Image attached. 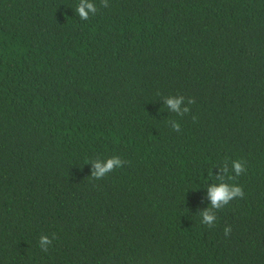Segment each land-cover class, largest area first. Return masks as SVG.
<instances>
[{
    "label": "trees",
    "instance_id": "trees-1",
    "mask_svg": "<svg viewBox=\"0 0 264 264\" xmlns=\"http://www.w3.org/2000/svg\"><path fill=\"white\" fill-rule=\"evenodd\" d=\"M92 2L0 0V264H264V0Z\"/></svg>",
    "mask_w": 264,
    "mask_h": 264
},
{
    "label": "clouds",
    "instance_id": "clouds-1",
    "mask_svg": "<svg viewBox=\"0 0 264 264\" xmlns=\"http://www.w3.org/2000/svg\"><path fill=\"white\" fill-rule=\"evenodd\" d=\"M102 7H109L108 0H101ZM76 13L79 15L81 20L87 21L90 15H95L97 13V7L92 0H79V3L76 7ZM165 103L168 109L172 112H175L178 116L183 117L185 114L190 113L191 109L188 105L195 103L194 98H187L185 103L184 96H168L164 97ZM196 117H193L195 120ZM169 124L172 127V130L175 132L181 131V125L175 120H170ZM227 161V160H226ZM93 168L91 177L100 180L107 176L110 172H113L115 169L123 167L128 163L126 160H122L119 156H112L106 161L96 159L92 162ZM246 161H241L239 159L233 160L231 162V173L229 174V167L227 163L221 169V175L217 177L219 183L211 184L208 187V195L211 201L210 206L200 213L202 217V223L207 225L209 228L214 227L217 220L216 212L224 208L226 205L237 198L243 199L245 197V192L243 186L238 184H229L226 182L225 178L232 180L235 177L247 172ZM232 228L231 226H225L224 235L228 237L231 235ZM57 239L55 233L51 237L47 234H42L38 240V246L41 251L48 252L49 247L52 246L53 241Z\"/></svg>",
    "mask_w": 264,
    "mask_h": 264
}]
</instances>
